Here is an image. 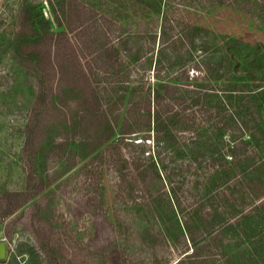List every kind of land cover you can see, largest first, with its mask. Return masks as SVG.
<instances>
[{"label":"rangeland","instance_id":"374dc122","mask_svg":"<svg viewBox=\"0 0 264 264\" xmlns=\"http://www.w3.org/2000/svg\"><path fill=\"white\" fill-rule=\"evenodd\" d=\"M18 1L0 0V240L15 243L8 263L172 264L184 258L185 264H223L242 251L231 259L234 264H264V242L255 248L249 239V234H260L259 214L252 209L257 199L250 194L258 172H248L245 192L241 170H233L229 181L222 180L225 171L216 170L222 179L210 184H194L188 172L175 175L184 209L174 216L168 193L172 186L157 180L151 166L158 155L156 135L141 126V132L129 135L140 144L125 138L119 146L109 145L125 123V108L110 102L115 91L105 94L109 119L118 113L108 131L97 113L96 94L104 87V62L121 58L122 69L132 75L143 67L134 65L124 50L116 55L122 38L143 41L151 50L158 47L165 21L169 37H176L187 23H180L183 15L219 35H242L251 27L239 22L251 25L255 20L204 0H31L43 3L53 26L24 46L36 53V63H27L25 57H13L8 43L25 27L16 18ZM37 75L43 81L38 88L32 82ZM178 136L184 141L189 135ZM224 137L220 146L228 143V131ZM161 155L166 161L173 158L168 151ZM254 161H264V155ZM217 209L228 217V226L219 222ZM186 219L199 241L197 251L189 230H180ZM212 225L222 230L217 237Z\"/></svg>","mask_w":264,"mask_h":264},{"label":"trees","instance_id":"16d2710c","mask_svg":"<svg viewBox=\"0 0 264 264\" xmlns=\"http://www.w3.org/2000/svg\"><path fill=\"white\" fill-rule=\"evenodd\" d=\"M204 1L206 5L211 4L226 11L233 10L255 22L251 25L239 22L242 28L251 27L245 28L242 35H219L216 29L183 15L180 23H187L176 37H169L165 21L159 33L158 47L154 49L148 50L143 41L139 44L132 43L130 36L122 38L121 47L115 48V54L120 57L119 52L124 50L134 65L140 64L143 67L132 75L131 71L122 69L121 58L116 57L111 63L104 62L101 65L104 87L96 92L99 101L97 113L99 119L107 121V130L113 131L112 124L117 122L118 113L109 119L103 100L106 99L105 94L115 91L116 95L110 102L124 105L125 123L115 133L109 145L119 146L125 138H131L128 142L140 144L141 141L135 142L129 135L141 132V126H144L145 131H153L156 135L158 155L151 166L156 169L157 180L169 182L172 186L168 193L170 211L174 216L184 209L179 198L180 186L175 185V175L188 172L194 184L200 181L206 184L208 181L214 183L222 179L221 173L216 170L228 174L222 179L226 181L231 179L233 170H241L242 191L245 192L248 189V179L251 178L248 172H258L257 185L251 189L250 194L257 199L253 201L255 203L252 209L259 214L256 230L260 234H249L254 247L258 248L256 242H264V161L255 163L254 159L258 154L264 155V37L260 38L253 32L257 28L264 36V0ZM51 4L55 10V5ZM16 7V18L25 27L8 40L11 52L16 59L25 57L27 63H36L33 62L36 60V53L24 46L32 40L40 39L52 28L53 21L45 16L43 3L19 0ZM55 16L61 26L58 16ZM130 51H135L136 54ZM153 56L155 59H152ZM147 63L149 64L146 65ZM32 82L38 88V84L43 82L41 75L33 76ZM43 93L42 91L40 100ZM227 131L230 136L228 143L220 146L226 139L224 134ZM179 134L189 136L181 141ZM165 151L173 154L171 160L166 161L161 157ZM118 154H121L122 163L127 161L124 151ZM217 212L220 213L219 222L226 221L223 224L228 226V217L220 209ZM183 223L184 225L180 224L182 233L187 234L189 230L192 234L188 220ZM210 227L212 232L216 231V237L222 233L214 225ZM191 240L193 250L197 251L199 241L193 234ZM241 253L242 251L234 253L223 264H234L236 260L231 259L241 256ZM192 256L195 258L194 254ZM185 261L186 259L180 258L172 264H185ZM0 264L9 263L0 259Z\"/></svg>","mask_w":264,"mask_h":264},{"label":"built area","instance_id":"2783aa9c","mask_svg":"<svg viewBox=\"0 0 264 264\" xmlns=\"http://www.w3.org/2000/svg\"><path fill=\"white\" fill-rule=\"evenodd\" d=\"M3 240H5L6 241V244H7V256H6L5 259H6V261H8L9 258L11 257L12 252L14 251L15 243L9 241L6 237Z\"/></svg>","mask_w":264,"mask_h":264},{"label":"water","instance_id":"95a60500","mask_svg":"<svg viewBox=\"0 0 264 264\" xmlns=\"http://www.w3.org/2000/svg\"><path fill=\"white\" fill-rule=\"evenodd\" d=\"M7 256V244L5 240H0V259H5Z\"/></svg>","mask_w":264,"mask_h":264}]
</instances>
